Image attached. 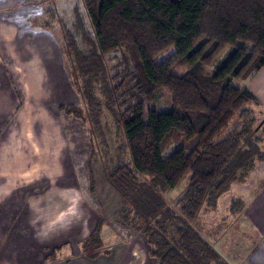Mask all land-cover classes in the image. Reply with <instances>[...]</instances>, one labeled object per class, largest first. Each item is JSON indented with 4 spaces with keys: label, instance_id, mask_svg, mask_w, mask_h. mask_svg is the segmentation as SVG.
Wrapping results in <instances>:
<instances>
[{
    "label": "trees",
    "instance_id": "obj_1",
    "mask_svg": "<svg viewBox=\"0 0 264 264\" xmlns=\"http://www.w3.org/2000/svg\"><path fill=\"white\" fill-rule=\"evenodd\" d=\"M70 13L67 22L53 12L54 28L41 29L51 30L81 105H51L82 120L85 107L94 128L116 121L121 152L106 153L102 164L122 223L145 238L153 264H229L195 226L261 161L256 119L245 111L259 102L233 81L264 67V0H75ZM171 46L175 52L155 63ZM229 47L227 59L208 72ZM184 64V75L172 73ZM160 89L171 93L172 112L151 108ZM244 111L246 118L223 135ZM182 138L197 143L164 158L163 150ZM184 180L172 205L167 194ZM103 226L99 219L84 245L95 257L103 254Z\"/></svg>",
    "mask_w": 264,
    "mask_h": 264
},
{
    "label": "rangeland",
    "instance_id": "obj_2",
    "mask_svg": "<svg viewBox=\"0 0 264 264\" xmlns=\"http://www.w3.org/2000/svg\"><path fill=\"white\" fill-rule=\"evenodd\" d=\"M74 3L75 0H0L1 55L6 60L23 63L26 61L22 58L23 49L30 52L33 57L37 55L38 51L40 54L53 51V47L56 48V42H52V37L48 36L52 32L46 30L45 27L50 25L54 28L53 12L61 14L67 22H71L73 19L70 11ZM42 10L44 11L41 22L46 25L43 27L45 32L40 36L39 33H35V30L41 31L38 23L39 15L36 14ZM49 10H52V14L47 12ZM5 34L10 39H5ZM60 42L63 43L62 40ZM230 50V47L226 48L216 58L212 66L207 67L206 70L211 72L224 62ZM174 52L175 47L171 46L155 58V63H162ZM115 55L120 56L121 54L118 52ZM54 60L56 67H58L57 82L61 85H58L60 91L58 92L59 95L58 93L56 95V103L52 102V105L69 103L81 105L78 94L69 85L70 78L66 76L68 73L60 68L62 55H60L59 50H56ZM189 69L190 65L184 64L173 67L171 71L173 74L181 76ZM245 81H233V85L241 87ZM17 98L15 96V99ZM172 99L173 97L167 89H160L151 104V108L157 112H172L174 109ZM43 104H49L50 113L55 114L45 119L42 118L43 122L45 121L44 124H51L53 128L50 131L43 124V140L47 143L50 142L52 144H49L50 147L53 146L49 159L51 162H47L46 169L43 170H46L48 175L50 174L52 180L57 179L56 186L75 187V190L65 191L64 194L59 192L54 200L55 203H52L51 200V206L54 205L53 207L59 210L61 207L68 209L66 213L63 212L61 215L55 214L51 210L49 223L52 228L42 229L40 232L42 235L41 249L50 243L47 246L51 252L50 255L48 253L50 256L48 262H56V260L58 261V259L68 255L73 256L74 252L77 254L78 247L80 248V245L77 244V236H79V241L90 236L96 231L99 219H101L104 226L101 234L103 247L100 252L103 254L95 257L93 250L89 253L84 250L81 256L77 255L69 259L68 262L60 261L58 264H153L154 260L148 256L145 238L122 223L120 217L122 212L118 210V194L105 180L102 156L104 158L107 153V155L115 158L121 152L123 144L121 131L117 127L116 121L114 123L113 119L108 118L103 127L94 128L85 107H82L84 114V120H82L60 115L48 101H44ZM245 111L249 115L252 113L256 119L254 127L258 126V128L255 131V138L260 141L261 161L256 164L254 172L249 177L235 185L232 184L231 188L219 199L218 207L214 211L200 216L199 221H197V226L198 222L200 226L195 227L229 264H246L248 260H253L256 257L262 259L260 263L256 264H264L262 253L264 250V232H261V229L255 225L251 218L249 220L245 216L246 208L242 206L241 202L242 199L246 201L245 192L247 190H254L258 183L264 181V119L260 114L258 105H249ZM245 111L243 115L241 114L240 117L232 121L223 135L229 133L235 124L239 125L241 118H246L247 113ZM53 116L56 117L52 118ZM25 119L30 118L25 117ZM26 120L25 123L29 124V121ZM3 126H5V121H0V128ZM107 142L108 147L104 146ZM196 143L197 139L182 138L179 141H172L163 150L162 156L164 158L169 157L181 147L188 151ZM41 170L37 169L36 172H42ZM26 173L23 180L29 182L35 171ZM186 184L187 181L184 180L178 188L168 192L167 199L172 205L182 197ZM72 216H74L73 220L70 219ZM74 218L81 221L77 222V219ZM134 251L136 256H133ZM41 257L43 258L42 253Z\"/></svg>",
    "mask_w": 264,
    "mask_h": 264
},
{
    "label": "crops",
    "instance_id": "obj_3",
    "mask_svg": "<svg viewBox=\"0 0 264 264\" xmlns=\"http://www.w3.org/2000/svg\"><path fill=\"white\" fill-rule=\"evenodd\" d=\"M36 15H39L38 23L41 27L42 12L39 11ZM44 32L42 29L35 30L40 36ZM6 35L4 38L10 39ZM48 36L52 37L53 43L56 42L53 35L48 34ZM12 44L15 45L14 42ZM22 44L24 45L23 42ZM55 46L53 51L41 54L38 51L34 57L23 49L22 58L26 60L23 63L6 60L0 53V117L2 118L0 121H5V126L0 128V264L68 262L69 259L83 254L84 245L90 237L86 236L79 241L77 236V244L80 245L78 253L74 252L73 256H65L56 262H48L51 252L47 246L50 243L42 249L40 247L42 236L40 232L42 229L52 228L49 223L51 210L61 215L68 209L61 207L59 210L53 207L54 205L51 206V200L55 203L54 200L59 192L64 194L65 191L75 190V187L56 186L57 179L52 180L50 174L43 170L46 169V163L51 162L49 159L53 148L50 147L52 145L50 142L43 140V126L45 125L50 131L53 130L51 124H44L43 119L55 115L50 113V105H44L43 102L55 104L56 95L60 91L58 85H61L57 82L58 67L54 62L56 50L60 52V49L57 43ZM241 87H247L256 97L260 114L264 119V67L243 82ZM15 96L18 98L15 99ZM25 117L30 119L26 120ZM25 120L29 121V124H26ZM53 150L55 151V148ZM37 169H42V172H36ZM31 171H35L33 178L29 182L24 181L26 172ZM35 183L40 184L34 186ZM245 197L246 201L243 199L241 201L242 206L246 208L245 216L249 220L251 218L261 232H264V181L258 183L254 190H247ZM74 219H77V222L81 221L78 218ZM262 253L264 256V250ZM134 255L136 256L135 251ZM261 261V258L256 257L248 260L246 264H256Z\"/></svg>",
    "mask_w": 264,
    "mask_h": 264
}]
</instances>
